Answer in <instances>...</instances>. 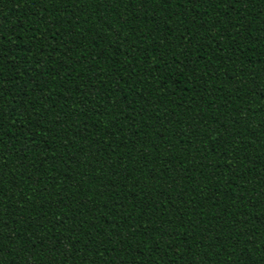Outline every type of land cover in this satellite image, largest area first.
Segmentation results:
<instances>
[{
  "label": "trees",
  "instance_id": "trees-1",
  "mask_svg": "<svg viewBox=\"0 0 264 264\" xmlns=\"http://www.w3.org/2000/svg\"><path fill=\"white\" fill-rule=\"evenodd\" d=\"M0 133V264H264V0H0Z\"/></svg>",
  "mask_w": 264,
  "mask_h": 264
},
{
  "label": "snow or ice",
  "instance_id": "snow-or-ice-1",
  "mask_svg": "<svg viewBox=\"0 0 264 264\" xmlns=\"http://www.w3.org/2000/svg\"><path fill=\"white\" fill-rule=\"evenodd\" d=\"M102 2H104V0H93V3L94 4H99V3H102ZM146 2V0H141V3L143 4V3H145ZM188 2L189 3H191V2H193V0H188ZM209 2H210V0H209ZM77 7H79V4H77L76 5ZM215 129H213V130H210L209 131V133L204 137L205 139H209V138H211V136H213L214 134H215ZM0 137H2V133H0ZM162 214V213H161ZM152 231H156L155 229H152ZM164 232L163 231H160L159 232V236L157 237V238H159L160 236H164ZM9 243H14V241H9ZM35 243V242H34ZM123 249H121V251H122ZM0 251H2V249H0ZM242 255H244V253H241ZM10 255H11V253H10ZM18 255V254H17ZM245 260L246 261H248V257L245 255ZM9 264H10V262H9ZM248 264H253V262H251V261H249L248 262Z\"/></svg>",
  "mask_w": 264,
  "mask_h": 264
}]
</instances>
